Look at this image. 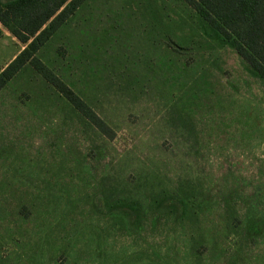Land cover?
<instances>
[{"label": "rangeland", "instance_id": "obj_1", "mask_svg": "<svg viewBox=\"0 0 264 264\" xmlns=\"http://www.w3.org/2000/svg\"><path fill=\"white\" fill-rule=\"evenodd\" d=\"M39 55L115 136L30 66L8 83L0 264H264V80L195 10L87 0Z\"/></svg>", "mask_w": 264, "mask_h": 264}, {"label": "trees", "instance_id": "obj_2", "mask_svg": "<svg viewBox=\"0 0 264 264\" xmlns=\"http://www.w3.org/2000/svg\"><path fill=\"white\" fill-rule=\"evenodd\" d=\"M87 0H0V24L24 48L0 72V92L26 66L54 87L89 123L112 139L115 131L40 57L39 52ZM264 80V0H183ZM3 31L0 28V37Z\"/></svg>", "mask_w": 264, "mask_h": 264}, {"label": "crops", "instance_id": "obj_3", "mask_svg": "<svg viewBox=\"0 0 264 264\" xmlns=\"http://www.w3.org/2000/svg\"><path fill=\"white\" fill-rule=\"evenodd\" d=\"M2 31H3V35L0 37V40H2V39H4V38H9V37H8V34H10V32H9L8 30H6V29H2ZM19 52H20V51H19ZM19 52H18V53H19ZM16 55H17V54H16ZM16 55H15V53H14V55L12 56V59L15 58ZM12 59H11V60H12ZM11 60H10V61H11ZM10 61L6 62L5 65H7ZM5 65L1 68V70L5 67ZM1 70H0V71H1ZM6 87H7V86H6ZM6 87H5V88H6ZM5 88H4V89H5ZM4 89L0 92V94L4 91Z\"/></svg>", "mask_w": 264, "mask_h": 264}]
</instances>
